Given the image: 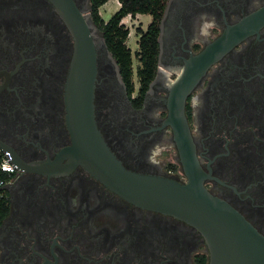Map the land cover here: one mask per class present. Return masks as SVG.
<instances>
[{"label":"flooded vegetation","instance_id":"flooded-vegetation-1","mask_svg":"<svg viewBox=\"0 0 264 264\" xmlns=\"http://www.w3.org/2000/svg\"><path fill=\"white\" fill-rule=\"evenodd\" d=\"M75 2L94 20L93 0ZM158 26L157 68L140 105L98 43L99 128L130 169L186 181L165 125L169 90L192 56L241 33L188 95L186 115L206 187L264 234V0H166ZM74 55L53 0H0V144L15 164L3 186L0 264H208L191 224L67 165Z\"/></svg>","mask_w":264,"mask_h":264},{"label":"water","instance_id":"water-1","mask_svg":"<svg viewBox=\"0 0 264 264\" xmlns=\"http://www.w3.org/2000/svg\"><path fill=\"white\" fill-rule=\"evenodd\" d=\"M53 2L75 41L73 65L65 91L67 124L72 135V144L64 149L62 156L69 159L67 165L83 166L105 185L139 206L191 224L206 239L210 253L208 264H264V234L231 203L206 187L186 115L188 95L209 66L241 33L228 31L192 56L169 90L165 125L173 130L182 172L187 176L186 181H181L171 176L132 170L109 145L96 115L98 43L106 45V40L97 23L77 6L75 0ZM107 51L121 74L112 52Z\"/></svg>","mask_w":264,"mask_h":264},{"label":"trees","instance_id":"trees-1","mask_svg":"<svg viewBox=\"0 0 264 264\" xmlns=\"http://www.w3.org/2000/svg\"><path fill=\"white\" fill-rule=\"evenodd\" d=\"M108 1L109 0H93L94 20L103 31L109 49L120 67L121 75L127 85L130 95L135 92L133 81V57L131 49L126 43L130 31L125 28L122 21L127 15L134 16L140 13L150 14L153 17V20L146 31L139 29V32L141 33L139 42L140 50L137 54L141 56L142 61V66L138 70L141 87L135 102L137 105H140L149 88L150 82L155 76L157 68L158 24L166 0H119L121 3L120 8L108 21H105L100 15L99 10L100 7ZM8 178L9 175L6 172L0 171V181ZM8 210V199L5 190L0 185V222L7 215Z\"/></svg>","mask_w":264,"mask_h":264},{"label":"rangeland","instance_id":"rangeland-1","mask_svg":"<svg viewBox=\"0 0 264 264\" xmlns=\"http://www.w3.org/2000/svg\"><path fill=\"white\" fill-rule=\"evenodd\" d=\"M121 3L119 0H109L105 3L102 7H100V15L104 18L105 21H108L120 8ZM153 17L150 14H137V15H127L122 23L124 24L125 28L130 31L129 37L126 41L128 47L131 49L132 57H133V81L135 85V92L134 95L137 96L141 87L140 77L138 75V70L142 66L141 56L137 54L140 50V37L141 33L139 29L146 31L148 26L152 22ZM171 159H167L176 164V167L173 168L174 170L178 171L180 165L178 161L170 157Z\"/></svg>","mask_w":264,"mask_h":264},{"label":"built area","instance_id":"built-area-1","mask_svg":"<svg viewBox=\"0 0 264 264\" xmlns=\"http://www.w3.org/2000/svg\"><path fill=\"white\" fill-rule=\"evenodd\" d=\"M14 170H15V164L13 163L9 155V152L7 150H4L0 146V171L6 172L9 175L8 179L0 181V185L2 186V188L4 184L10 180L11 174L14 172Z\"/></svg>","mask_w":264,"mask_h":264}]
</instances>
